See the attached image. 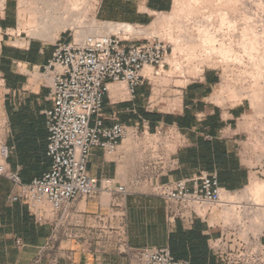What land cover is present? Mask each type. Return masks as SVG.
<instances>
[{"label":"crops","instance_id":"crops-1","mask_svg":"<svg viewBox=\"0 0 264 264\" xmlns=\"http://www.w3.org/2000/svg\"><path fill=\"white\" fill-rule=\"evenodd\" d=\"M11 4L0 17V164L29 184L53 164L46 112L54 104L42 72L56 44L70 39L19 41V16ZM173 8L174 0H99L96 17L147 26ZM219 86L220 75L208 69L183 86L165 88L172 111H162L151 106L152 85L131 97L126 84L110 83L104 126L121 124L126 135L113 153L91 151L87 169L99 192L60 213L46 206L37 216L12 200L17 188L0 176V264H142V249H169L176 260L193 264H226L211 248L225 234L219 214L214 225L199 217L174 218L178 207L155 193L157 185L202 173L217 175L225 194L237 193L261 175L245 120L249 103H221ZM259 240L264 245V227Z\"/></svg>","mask_w":264,"mask_h":264},{"label":"built area","instance_id":"built-area-1","mask_svg":"<svg viewBox=\"0 0 264 264\" xmlns=\"http://www.w3.org/2000/svg\"><path fill=\"white\" fill-rule=\"evenodd\" d=\"M244 6L264 42V0H244ZM121 35L123 30L119 28L113 35H88L81 40L74 36L68 42H58L52 59L43 69L42 75L50 81L54 104L46 112L51 170L25 184L19 173L0 164V176L17 188L12 200L26 203L37 216L43 215L46 206L52 214L60 213L77 198L92 197L99 192V181L87 169L91 151L101 147L113 153L126 135L121 124L104 126L103 109L109 84L124 83L129 95L135 97L139 87L145 83L152 85V75L157 77L170 68L167 43L157 38L140 43L122 39ZM147 68L152 70L151 74L146 73ZM7 153L6 149L1 151L5 157ZM118 191L125 192L123 187ZM155 193L178 207L174 218L199 217L207 224L210 207L228 208L233 204L223 197L225 190L217 175L210 173L157 185ZM261 221L264 224V219ZM222 225L225 234L211 241L218 258L226 264H264V245L259 240L262 231L245 238L239 233L240 223L225 226L222 222ZM137 254L142 264H193L176 260L169 249H142Z\"/></svg>","mask_w":264,"mask_h":264},{"label":"rangeland","instance_id":"rangeland-1","mask_svg":"<svg viewBox=\"0 0 264 264\" xmlns=\"http://www.w3.org/2000/svg\"><path fill=\"white\" fill-rule=\"evenodd\" d=\"M9 1L10 3H12L11 4L12 7L14 6L15 9L17 8L20 30L18 29L15 35L19 41L21 38H26L27 40L35 39L41 41L43 40L48 43H55L61 37H68L69 39H72L76 35L75 34L76 31L69 30L67 32H62L58 34L56 37L52 39L50 38L46 40L40 37L31 36L25 26L29 21V17L26 16L24 18H21L20 16V11H19L20 1L7 0L6 5L7 2ZM82 1L84 2L86 1L87 3L86 2L83 3ZM82 1L79 0L80 12L78 14L77 11V14L79 16L82 14L80 17L82 18V20L85 19L84 27H86L87 29L89 26L92 25L93 21H95L96 23L98 22L97 23L98 26L102 29V36L106 35V33L109 31L111 27L109 26L107 29L106 27L108 26L107 23L100 21L96 17V10L98 7L99 0H82ZM241 1L242 0H240L237 6H235V5H231V3L228 4L227 0H224L222 2L217 0H202V1L200 0V2L197 3L194 1L192 2L191 0H174V8L170 13L157 15L155 17L153 21V23H156L155 31L152 26L153 23L147 26L136 25L138 31L141 32L144 31V33L133 36L130 39L140 40V43L141 42L145 43V39L152 41L157 38L163 41L164 43H167L170 46V56L168 57L167 60L168 64L170 65V68L166 69V71L162 72V74L157 77L152 75V87H154L153 91L155 94L151 98L152 100L151 106H153L155 110L172 111V107L168 108L166 97L163 96V91L165 88L167 87L173 88V85L183 86L186 83H188L190 80L200 76L204 71H207L208 69H213L215 72H217L220 75L222 85H224L227 89L221 96V103H223V101L224 102L228 101L234 105L240 103L243 99H248L251 108L248 111L245 120H246V125L249 127L248 129L251 137V147L255 155V161L253 165L257 167H262L261 175L255 174L254 176L258 181L264 182V77L263 79L260 80L258 79L257 81H255V79L251 77L252 75L251 76L249 75L252 74L251 72L254 69L253 66L249 64L247 58H244L245 59L244 65L242 64L239 65V63H235V62L226 65L221 63L219 61V58L215 55L211 57V59H209L203 54H202L203 56H201L200 53H199V58L201 60L200 59H197L199 61L192 60V58L188 56L187 52L185 53L181 51L180 53L179 50L175 51L174 49L175 46L173 45L172 42H170L167 34L169 31H171L174 34V36H177L180 34L182 28L183 30L187 28L186 30L188 31L187 34L191 35L192 38L194 39H198L199 31L197 30V28L199 23L201 22L206 28H209L208 30L215 33L220 41L225 42L227 44L230 42L233 43L235 42L234 43L235 50L241 51L242 49L241 47H239V45L242 40L241 36L243 32L242 28L244 27L243 24H245L242 18L243 14H241L242 13ZM82 4H84L85 6L83 5L84 6L83 7ZM221 11H225L229 13L228 14L229 19L235 23V26L233 28L231 29L224 28V30L222 31L219 30L221 24L220 23L221 16L219 14L221 13ZM4 12L5 9L3 13L0 14V17L4 14ZM21 27H23L22 30ZM155 32L156 34L151 36ZM113 34L115 33H112L111 35ZM121 38L125 39L124 35L123 36L121 35ZM17 45L19 44L17 43ZM204 57L206 58L205 61L204 59H202ZM253 93H257L255 104L253 103L252 101L253 99L251 98V95ZM259 95L260 97L261 96L262 97L260 98ZM174 97L176 96H172V98ZM249 186L246 189L239 191L237 193L224 194V198L233 203L228 208L210 207L211 209V216L209 221L210 224H214L215 222L214 219L216 218V213H217L219 214L220 220L224 223L225 226L236 225L240 223L241 226L239 227L240 228L239 233L242 237L248 238V235H253V236L259 235L260 231L258 232L257 230L261 226L262 224L261 220L263 219L259 211V208L257 206L249 207L246 209L241 207V206H246V207L248 206L247 199L252 195V193L248 191ZM230 209L235 210L234 213L230 215L231 217H229V215L227 214L228 210Z\"/></svg>","mask_w":264,"mask_h":264},{"label":"bare ground","instance_id":"bare-ground-1","mask_svg":"<svg viewBox=\"0 0 264 264\" xmlns=\"http://www.w3.org/2000/svg\"><path fill=\"white\" fill-rule=\"evenodd\" d=\"M6 1L7 0H0V14L3 13L5 9ZM19 1H20L19 2L20 16L21 18H24L26 16L29 17V21L27 22L25 26L29 34L33 37H40L45 40L50 39V38L52 39L56 37L58 34L62 32H67L69 30L76 31L75 33L76 40H81L88 35L102 36V29L98 26L97 24L98 22L96 23L95 21H93L92 25L89 26L87 29L86 27H84L85 19L82 20V18L80 17L82 14L80 16L78 15L80 12L79 0H19ZM191 1L192 2L194 1L196 3L200 2V0H191ZM217 1L222 2L224 0H217ZM82 2L85 3L86 1L85 2L82 1ZM227 2L228 4L231 3V5L237 6L240 0H227ZM241 2H242V5H241L242 13L241 14H243L242 18H243V22L245 23L243 24L244 27L242 28L243 32L241 36L242 40L239 45V47H241L242 49L241 51L235 50L234 48L235 42L234 43L230 42L231 40L229 41L230 43L228 44L220 41L218 39V36L215 33L208 30L209 28H206L201 22L199 23L198 28H197V30L199 31L198 39H194L192 38L191 35L187 34L188 32L186 31L187 28L184 29L185 31L183 30V28L182 30L180 29L181 30L180 34L177 36H174V34L171 31L169 32L167 31L170 42H172L173 45L175 46L174 48L175 51L179 50L180 53L181 51L185 53L187 52L188 56L192 58V60H195V61L197 59H200L199 53L201 56L205 55L209 59H211V57L215 55L219 58V61L221 63L226 64V65L234 63V62L239 63V65L240 64L244 65V60H245L244 58H247L249 64L252 65L254 69L253 70L254 72L252 71L251 72L252 74H249V75L250 76L252 75L251 77H253L255 81H257L258 79L259 80L263 79L264 77V42L260 36L258 27L256 28L255 24H253V22L251 21V19L249 18L247 14L246 7L244 6V0H242ZM83 5L84 4H82V6ZM77 11H78V14H77ZM228 14L229 13L225 11H221V13L219 14L221 16V21H220L221 24H220V29H219L220 31L224 30V28L231 29L235 26V23L229 19ZM107 25H108L106 26L107 29L109 26L111 28L106 33V36L111 35L112 33H118L119 28L123 30V35L125 39H128L133 36L144 33V31L143 32L138 31V28L136 25L129 24V23H115V24H107ZM152 26L155 31L156 23H153ZM22 29L23 27H21V30ZM154 34H156V32L150 35L153 36ZM184 34H187V35H184ZM202 59H204L205 61L206 58L204 57ZM146 73L151 74L152 73L151 69L147 68ZM225 90L227 89L224 86L218 87V92L221 94L225 92ZM256 97H257V93H253L251 95V98L253 99L252 101L254 104L256 103ZM248 189H249L248 191L252 193V195L248 197L247 199L248 206L247 207L245 206V209L249 207L257 206L259 208L261 216L264 219V182L258 181L256 177L253 176L251 184ZM234 211L235 210L233 209L228 210L227 214L229 215V217H231L230 215H232ZM263 227H264V224L263 225L261 224V226L258 228L257 231L261 232L263 230Z\"/></svg>","mask_w":264,"mask_h":264}]
</instances>
